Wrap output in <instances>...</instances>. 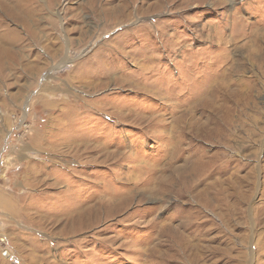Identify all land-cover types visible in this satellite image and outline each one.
<instances>
[{"label": "rangeland", "instance_id": "374dc122", "mask_svg": "<svg viewBox=\"0 0 264 264\" xmlns=\"http://www.w3.org/2000/svg\"><path fill=\"white\" fill-rule=\"evenodd\" d=\"M0 241L264 264V0H0Z\"/></svg>", "mask_w": 264, "mask_h": 264}, {"label": "water", "instance_id": "95a60500", "mask_svg": "<svg viewBox=\"0 0 264 264\" xmlns=\"http://www.w3.org/2000/svg\"><path fill=\"white\" fill-rule=\"evenodd\" d=\"M2 256L4 257V258H8L9 257V254L7 253V252H2Z\"/></svg>", "mask_w": 264, "mask_h": 264}, {"label": "built area", "instance_id": "2783aa9c", "mask_svg": "<svg viewBox=\"0 0 264 264\" xmlns=\"http://www.w3.org/2000/svg\"><path fill=\"white\" fill-rule=\"evenodd\" d=\"M2 241H0V243H1Z\"/></svg>", "mask_w": 264, "mask_h": 264}]
</instances>
